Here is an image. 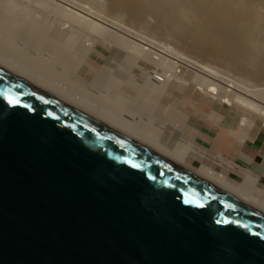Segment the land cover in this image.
Instances as JSON below:
<instances>
[{
	"label": "water",
	"instance_id": "95a60500",
	"mask_svg": "<svg viewBox=\"0 0 264 264\" xmlns=\"http://www.w3.org/2000/svg\"><path fill=\"white\" fill-rule=\"evenodd\" d=\"M0 264H264V217L0 71Z\"/></svg>",
	"mask_w": 264,
	"mask_h": 264
},
{
	"label": "bare ground",
	"instance_id": "6f19581e",
	"mask_svg": "<svg viewBox=\"0 0 264 264\" xmlns=\"http://www.w3.org/2000/svg\"><path fill=\"white\" fill-rule=\"evenodd\" d=\"M104 45L112 49L108 56L102 51ZM94 55L103 64L88 83L77 70ZM126 57L133 67L117 66ZM115 66L134 74L128 90L147 88L145 102L156 95L163 100L166 93L185 94L193 89L195 94L230 104L231 112L241 114L239 125L262 127L264 0H0L2 73L109 127L264 217V207L242 196L225 174L203 164L197 171L188 169L184 162L193 151L191 144L179 140L171 148L160 143L165 124L156 132L152 121L147 122L149 144L137 137L140 124L114 121L124 103L133 100L122 90L126 83L121 80L124 77L117 78ZM183 71L190 72L191 78ZM139 73L145 76L143 84L136 80ZM105 77L106 83L98 82ZM168 82L171 85L164 92ZM87 88L102 92L95 95ZM103 117L109 118L108 125L98 119Z\"/></svg>",
	"mask_w": 264,
	"mask_h": 264
},
{
	"label": "crops",
	"instance_id": "0c3cea01",
	"mask_svg": "<svg viewBox=\"0 0 264 264\" xmlns=\"http://www.w3.org/2000/svg\"><path fill=\"white\" fill-rule=\"evenodd\" d=\"M107 80L108 77H105V80L99 81L106 83ZM146 89L143 85L138 86V88L133 87L131 90H125L130 97L133 96V100L124 103L122 112L114 117V121L123 124H140L137 137L146 143L152 144L147 139V122L152 121L153 129L156 128V132H159L161 128L160 123H162L161 115H163L162 117L165 116L166 119H172L171 121L176 126L164 123L167 128L164 135L161 138L158 137L160 143L173 148L176 146L177 141L180 140L182 142L183 140L184 143L187 142L193 148L195 147L194 149L196 150L192 148L193 151L189 153L184 162V165L192 171L201 169L204 163L218 171V168L215 167L218 165L210 161L208 157L222 158L233 162L238 167L230 172L224 171L220 166L218 167L224 171L223 175L225 174L224 176L228 178L229 182L239 188V193L242 196L250 200L253 205L264 207V201L254 196V193H256L264 197V126L248 128L239 125L241 115L235 111H232L229 119L226 120L222 112L217 111L215 105L201 95L194 97L192 95L180 94V96L178 95L177 98L170 101L171 103L163 98L164 105L162 106L158 104V101L161 103L160 97L156 95L150 100V104H148L149 107H152L153 112L147 109L145 112L140 113L146 109ZM133 91H136L135 95L132 94ZM136 109L139 111L134 113ZM98 119L106 125L109 124V118L103 117V119ZM117 131L124 135V137L126 136V138L131 139V136L125 131ZM131 140L137 142L134 139ZM145 147L149 148V146Z\"/></svg>",
	"mask_w": 264,
	"mask_h": 264
},
{
	"label": "rangeland",
	"instance_id": "374dc122",
	"mask_svg": "<svg viewBox=\"0 0 264 264\" xmlns=\"http://www.w3.org/2000/svg\"><path fill=\"white\" fill-rule=\"evenodd\" d=\"M155 38V37H154ZM154 38H152V39H154ZM102 51H103V53H105V54H107V56H108V54H111L112 53V49L108 46V45H104V46H102ZM109 50H111V51H109ZM100 52V51H99ZM98 55H99V57L101 56V59H103V60H105L106 58H107V56H103L101 53H97ZM95 58V59H94ZM92 59V61H87V62H85L86 64L85 65H83V66H81L77 71V75L78 76H80V77H83L85 80H86V82H88V83H91L92 81H93V78H94V76L95 75H97V73H99L100 71H99V69H98V67H100L101 68V66H102V64H103V61L101 60V59H99L98 57H97V55H94V57L93 58H91ZM90 60V59H89ZM118 65H121L122 67H125L126 69L128 68H132L133 66L131 65V63L129 62V57H126L125 59L123 58V59H120L119 60V62H117V66ZM117 66H115V67H117ZM77 67H79V66H77ZM219 67V69L220 68H222V67H220V66H218ZM120 67H117L116 69H118L115 73L118 75H116L117 76V78H122V77H124V78H122L121 80H122V82L124 83H126L125 85L123 84V87H122V90H126L127 89V87H129L128 86V80L130 79V77H131V75L133 76L134 74H129V72L128 71H121V68L119 69ZM148 69H150V68H148ZM224 69V68H223ZM223 69H221L222 71H225V69L223 70ZM226 72V71H225ZM114 73V74H115ZM135 73V72H134ZM183 73H185V74H187L186 75V77H187V79H190L191 78V73L189 72H184L183 71ZM229 75H231L232 77L233 76H235L234 75V73H232V74H229ZM143 74L142 73H139L138 74V76H137V78H136V80H137V82H140V84H143L144 82H142V81H144L143 80ZM144 78H145V76H144ZM105 80V79H104ZM124 80V81H123ZM99 83H101L100 81H99ZM170 85H171V83L170 82H168V84L165 86V88H164V92H167V90L169 89V87H170ZM94 88V87H93ZM91 89V88H87V90L89 89L90 90V92H92V93H94V94H96V95H99V91L97 92V90H95V89ZM130 88H133V87H130ZM100 92H102V90L100 91ZM177 92V91H176ZM190 92H192V93H190ZM171 93V92H170ZM196 93V91L195 90H193V89H191V90H189V92L188 93H185V94H187V95H192V96H194V97H199V95L198 94H195ZM132 94H136V91H133V93ZM175 95V96H174ZM178 95H180L179 93H172V94H168V93H166V97H164V100H167V101H169V103H171L170 101H172L173 99H175V98H177L178 97ZM177 96V97H176ZM202 96V95H201ZM204 97V96H203ZM204 98H206L208 101H210V103H212L211 101H214L215 103H213L214 105H215V108H216V110L217 111H220V112H222V115L223 116H225V118H226V120L227 119H229V117H230V114H231V106H230V104H228V103H223V102H221V100H214V98H211L210 96H205ZM233 98V97H232ZM160 100V102L161 103H159V101H158V104L160 105V106H162V105H164V103H163V100H161V98L159 99ZM150 102L151 101H149V102H147L146 103V109H144L142 112H140V113H143V112H145L147 109L148 110H152V112H153V109H152V107H149V105L148 104H150ZM142 105V104H141ZM145 105V104H144ZM136 106H138V105H136ZM151 113V112H150ZM162 114H163V112H162ZM241 115V114H240ZM163 115H161V122L162 123H160V125H163L165 122L166 123H169L170 124V126H176V124L173 122V121H171L172 119H166V117L164 116V117H162ZM141 118V117H140ZM168 120V121H167ZM169 121H171V122H169ZM172 144H173V142H172ZM211 163V162H210ZM204 166H207V167H209V168H211V169H214V170H216L215 168H213V167H211L210 165H207L206 163H204L203 164ZM212 165L213 166H215V164H213L212 163ZM215 167H217L218 168V171L220 172V173H224V171L220 168V167H218V166H215ZM217 171V170H216ZM254 196H255V198H257V199H259V200H263L264 201V197H262V196H259V195H257L256 193H254Z\"/></svg>",
	"mask_w": 264,
	"mask_h": 264
},
{
	"label": "built area",
	"instance_id": "2783aa9c",
	"mask_svg": "<svg viewBox=\"0 0 264 264\" xmlns=\"http://www.w3.org/2000/svg\"><path fill=\"white\" fill-rule=\"evenodd\" d=\"M210 161L220 166L224 171L230 172L238 166L229 160H224L222 158L208 157Z\"/></svg>",
	"mask_w": 264,
	"mask_h": 264
},
{
	"label": "snow or ice",
	"instance_id": "6c2138e0",
	"mask_svg": "<svg viewBox=\"0 0 264 264\" xmlns=\"http://www.w3.org/2000/svg\"><path fill=\"white\" fill-rule=\"evenodd\" d=\"M9 103H19V101L18 100H12V99H9V101H8Z\"/></svg>",
	"mask_w": 264,
	"mask_h": 264
}]
</instances>
